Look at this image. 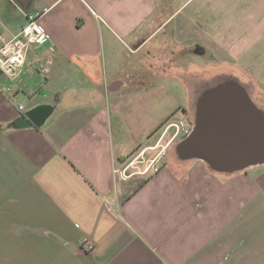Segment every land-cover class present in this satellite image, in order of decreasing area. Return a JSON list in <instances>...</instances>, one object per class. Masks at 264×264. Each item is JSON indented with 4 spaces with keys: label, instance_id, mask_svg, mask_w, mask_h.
<instances>
[{
    "label": "crops",
    "instance_id": "0c3cea01",
    "mask_svg": "<svg viewBox=\"0 0 264 264\" xmlns=\"http://www.w3.org/2000/svg\"><path fill=\"white\" fill-rule=\"evenodd\" d=\"M46 7L48 41L0 75V264H264V165L214 173L156 145L194 75L264 109V0H0V34Z\"/></svg>",
    "mask_w": 264,
    "mask_h": 264
},
{
    "label": "water",
    "instance_id": "95a60500",
    "mask_svg": "<svg viewBox=\"0 0 264 264\" xmlns=\"http://www.w3.org/2000/svg\"><path fill=\"white\" fill-rule=\"evenodd\" d=\"M239 85L229 81L203 90L195 105L193 130L174 154L205 163L214 173L264 165V113ZM35 120L43 116L37 112Z\"/></svg>",
    "mask_w": 264,
    "mask_h": 264
},
{
    "label": "built area",
    "instance_id": "2783aa9c",
    "mask_svg": "<svg viewBox=\"0 0 264 264\" xmlns=\"http://www.w3.org/2000/svg\"><path fill=\"white\" fill-rule=\"evenodd\" d=\"M48 13L49 9L46 7L39 12L28 15L27 22H25L19 34L9 40H5L0 34V75L15 77L23 65L24 53L27 46L30 44L42 45L48 41L49 36L38 24L41 18ZM18 110L22 111L23 107L20 105ZM183 120V115L178 118L171 117L165 120L163 124L164 128L161 135L158 136L156 145H161V142L165 138H167L168 144H172L179 139H184L189 136L193 130V126L187 125ZM157 163L158 158L146 160L144 162L145 165L135 174L146 175L150 170L153 174H156L158 172V169L155 167ZM128 168L126 167L122 171H117L120 181H125L130 176L126 174ZM81 249L86 253H92L94 251L93 245L86 243V241L81 244Z\"/></svg>",
    "mask_w": 264,
    "mask_h": 264
},
{
    "label": "rangeland",
    "instance_id": "374dc122",
    "mask_svg": "<svg viewBox=\"0 0 264 264\" xmlns=\"http://www.w3.org/2000/svg\"><path fill=\"white\" fill-rule=\"evenodd\" d=\"M148 60V59H146ZM195 62L198 64V66L201 67V61L200 60H195ZM190 78V77H189ZM193 80H191V86L192 89H191V92H192V104L189 105V106H186L187 104V100H186V94L184 92V90L180 87H178L175 92H176V97H177V102H178V106H180L183 110V112L181 113L180 110H177L173 115L172 117L173 118H178L180 116L183 115V121L187 124V125H192L194 124V120H195V113H196V108H195V105H196V102H197V98L199 97L200 93L205 90L206 88L208 87H213L214 85H218L222 82H225V81H229L231 83H235L237 85H239L242 89L246 90V94L249 96V98L251 100H253V96H251V87H247L244 83L240 82L239 79H236V78H231V76L229 77H226V76H216L215 74H212L210 76H205V75H194ZM163 82L162 84H166L165 82V79L162 78L161 79ZM199 83V84H198ZM254 101V104L257 105V107L261 110V112L264 113V109H261L260 106H258V104L256 103L255 100ZM184 109L186 110V112L184 111ZM171 118V117H170ZM163 125L161 127V129L159 128L157 131H156V140L158 139V136L161 135L162 133V130H163ZM181 139L175 141L174 143L172 144H168V141H167V138H165L162 142H161V146L164 148V160L165 162H175V161H178L179 159H177V157L175 156L174 154V151H175V147L177 145V143L180 141ZM136 159V157L134 158ZM147 160V159H146ZM144 160L143 162H141L140 164H133L131 165V167L128 168L127 170V175H130L132 173H136L138 170H141V169H137L138 167H141L144 164V162L146 161ZM133 161V160H132ZM137 167V168H136ZM130 172V173H129Z\"/></svg>",
    "mask_w": 264,
    "mask_h": 264
},
{
    "label": "trees",
    "instance_id": "16d2710c",
    "mask_svg": "<svg viewBox=\"0 0 264 264\" xmlns=\"http://www.w3.org/2000/svg\"><path fill=\"white\" fill-rule=\"evenodd\" d=\"M39 109V108H38ZM38 109H35V110H33L32 112H30L27 116H28V118H29V120H31V121H33L34 122V116L33 115H35L37 112H39V110ZM35 123V122H34ZM36 124V123H35ZM37 125V124H36Z\"/></svg>",
    "mask_w": 264,
    "mask_h": 264
},
{
    "label": "flooded vegetation",
    "instance_id": "af4514ba",
    "mask_svg": "<svg viewBox=\"0 0 264 264\" xmlns=\"http://www.w3.org/2000/svg\"><path fill=\"white\" fill-rule=\"evenodd\" d=\"M184 111L186 112V110L184 109ZM183 112V110L181 111V113ZM187 113V112H186Z\"/></svg>",
    "mask_w": 264,
    "mask_h": 264
}]
</instances>
